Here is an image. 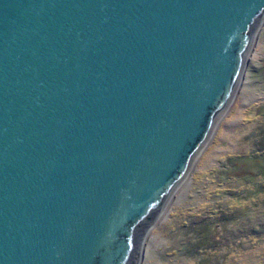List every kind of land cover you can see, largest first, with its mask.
<instances>
[{"label":"water","instance_id":"95a60500","mask_svg":"<svg viewBox=\"0 0 264 264\" xmlns=\"http://www.w3.org/2000/svg\"><path fill=\"white\" fill-rule=\"evenodd\" d=\"M263 22L264 0H0V264H140Z\"/></svg>","mask_w":264,"mask_h":264},{"label":"rangeland","instance_id":"374dc122","mask_svg":"<svg viewBox=\"0 0 264 264\" xmlns=\"http://www.w3.org/2000/svg\"><path fill=\"white\" fill-rule=\"evenodd\" d=\"M140 264H264V22L236 96Z\"/></svg>","mask_w":264,"mask_h":264}]
</instances>
